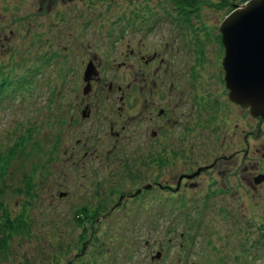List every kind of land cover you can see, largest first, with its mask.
<instances>
[{"label":"rangeland","instance_id":"1","mask_svg":"<svg viewBox=\"0 0 264 264\" xmlns=\"http://www.w3.org/2000/svg\"><path fill=\"white\" fill-rule=\"evenodd\" d=\"M243 1L0 0V69L18 53L45 71L0 102V219L30 225L0 264H264V183L241 177L264 158H232L257 128L228 101L216 38ZM159 17L178 27L149 29Z\"/></svg>","mask_w":264,"mask_h":264},{"label":"water","instance_id":"2","mask_svg":"<svg viewBox=\"0 0 264 264\" xmlns=\"http://www.w3.org/2000/svg\"><path fill=\"white\" fill-rule=\"evenodd\" d=\"M225 50L224 81L232 102L260 121L264 120V0H247L228 14L219 26ZM87 82L95 71L87 66ZM260 126V125H258ZM199 167L187 177L197 176ZM182 177V176H181Z\"/></svg>","mask_w":264,"mask_h":264},{"label":"flooded vegetation","instance_id":"3","mask_svg":"<svg viewBox=\"0 0 264 264\" xmlns=\"http://www.w3.org/2000/svg\"><path fill=\"white\" fill-rule=\"evenodd\" d=\"M254 119V118H253ZM256 122V127L257 133H247L249 134L248 136L246 135V137H243V143L246 146L245 148H243V150L241 149V151H236L235 156H233L232 158L242 154L243 155V162H251L254 159H256V157L254 156V153L258 154L260 159L262 160V158H264V120L261 121L260 126H258V120L254 119ZM258 121V122H257ZM250 139V141H249ZM259 144V147H256V144ZM217 162V161H216ZM214 163L216 166V164L218 163ZM259 163H255L253 166H251V168H244L243 169V174H241L242 179L247 183L248 181H250V176L251 179L254 181V183L256 182L255 186H262L264 183V172L262 169V166H259ZM250 174V176H249Z\"/></svg>","mask_w":264,"mask_h":264},{"label":"trees","instance_id":"4","mask_svg":"<svg viewBox=\"0 0 264 264\" xmlns=\"http://www.w3.org/2000/svg\"><path fill=\"white\" fill-rule=\"evenodd\" d=\"M184 3L188 4V1H183ZM4 166H2V168H0V175L2 174V169ZM81 214H87L86 209H82V211L80 212ZM97 217H99V215L95 214L93 215L92 220L94 221ZM80 219V218H79ZM20 220V219H19ZM18 219H13L10 220L8 216L4 217L2 224L0 225V231H2L4 234L10 236L12 234H16V235H21L23 234V230L20 227V223H19ZM79 222L81 220H78ZM23 222V221H22ZM5 239H0V252L2 253V251H5ZM250 248V247H249ZM248 248V250H249ZM255 253L257 252L256 250L254 251Z\"/></svg>","mask_w":264,"mask_h":264},{"label":"bare ground","instance_id":"5","mask_svg":"<svg viewBox=\"0 0 264 264\" xmlns=\"http://www.w3.org/2000/svg\"><path fill=\"white\" fill-rule=\"evenodd\" d=\"M165 21H166V23H168V24L171 22V21H169V20H165ZM83 122H84V121L80 122V124H79V125H82V124H83Z\"/></svg>","mask_w":264,"mask_h":264}]
</instances>
